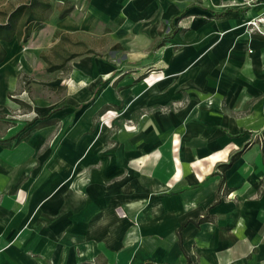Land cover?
<instances>
[{"label":"crops","instance_id":"0c3cea01","mask_svg":"<svg viewBox=\"0 0 264 264\" xmlns=\"http://www.w3.org/2000/svg\"><path fill=\"white\" fill-rule=\"evenodd\" d=\"M52 1L61 14L74 0ZM160 1L158 18L181 15L163 37ZM80 3L83 15L72 8L58 18L56 35L76 33L82 18L85 25L108 17L117 0ZM135 3L133 15L152 20L132 30L149 38L134 42L130 58L142 65L158 57L153 65L162 74L119 77V91L99 79L83 110L82 99L62 111L40 99L36 116L23 111L12 120L13 110L28 105L25 91L14 93L27 59L19 40L1 42L0 264H186L176 234L186 220L180 238L192 264H264V22L263 33L248 26L264 17V0ZM79 62L92 77L109 75L94 58ZM106 111L117 115L99 138L89 137L92 116ZM246 144L225 171L218 168ZM203 215L210 220L196 225Z\"/></svg>","mask_w":264,"mask_h":264},{"label":"rangeland","instance_id":"374dc122","mask_svg":"<svg viewBox=\"0 0 264 264\" xmlns=\"http://www.w3.org/2000/svg\"><path fill=\"white\" fill-rule=\"evenodd\" d=\"M22 0H0V21L4 20V14L8 13L17 3ZM47 1V0H46ZM49 1V0H48ZM81 0H74L70 4L62 8L69 10L66 14L72 11V8H77V16H82L84 13L83 3ZM136 0H117V4L112 6V11L109 12L104 19H98L94 17L89 19L87 24L84 25V19L82 18L78 24L80 30L76 33H64L59 37L54 33V25L59 18L58 3L50 2L51 8L44 13V26L39 30H34V38L30 39V43L33 45L38 44L37 47L27 49V43H20L19 45L24 49L22 52L27 59V63L23 60L26 67L19 68V82L20 87L14 91H25L27 94L28 105L25 108H18L12 112V120H15L16 115L23 114L25 111L29 118L36 116L35 102L43 99L47 102H56V108L60 111L64 107H67V102H75L82 99L78 105H82L81 109L89 107L93 102V99H88V90L99 81V79H107L112 82L123 76H131L130 82L137 81L140 75L145 74L146 77L142 80H148L150 76L158 73L162 74L164 67L153 65L157 59L153 57H145L142 61V65L139 63V59H131L134 54H137L138 49L136 44L139 40H147L149 34H139L135 30L138 26L148 25V15L136 18L134 11L136 10L133 5ZM137 5V3H135ZM156 17L160 37H163L169 32L170 25L175 26L179 24V17L166 18V16L158 18L160 13L163 12V7L166 4L163 2H157ZM57 8V9H56ZM115 9V10H114ZM148 10V8H146ZM118 10V11H117ZM146 10V11H147ZM117 11V12H116ZM59 13V14H58ZM147 14V12H145ZM82 14V15H81ZM176 16V15H175ZM49 24V25H48ZM48 25V26H46ZM127 25V26H125ZM84 31H81V30ZM135 42V43H134ZM142 42V41H140ZM117 43H120L119 47ZM94 47L93 52H89L86 46ZM87 46V47H88ZM77 53L78 55L64 60L71 54ZM133 54V55H132ZM84 55H87L85 57ZM83 56V57H82ZM136 56V55H135ZM131 57V58H130ZM94 58L99 64H104L109 69V75H100V77H92L85 70V67H80L79 60H90ZM153 58L151 61H149ZM161 59V58H159ZM90 62L84 64L89 67ZM62 65L60 69H50L53 66ZM102 77V78H101ZM163 77V76H162ZM106 80V81H107ZM115 83V84H114ZM121 83V82H120ZM119 83V84H120ZM116 82H113L112 87L114 91H119L120 86ZM123 84V83H121ZM101 90L98 91L100 95ZM17 100V99H16ZM109 111L102 114H94L91 118L92 125L85 131L89 134V137L99 138L102 133V129L109 120L116 116L115 111L112 112L110 117ZM60 120H64V117L60 115ZM60 120L56 119V153L61 150V143L63 139V132L59 126ZM85 134L80 135L79 139H82ZM45 223L52 226L54 223L53 218H45ZM48 234L50 230L47 229ZM18 235V234H17ZM16 238V237H15ZM31 253V252H30ZM55 259L45 260L43 264H55Z\"/></svg>","mask_w":264,"mask_h":264},{"label":"trees","instance_id":"16d2710c","mask_svg":"<svg viewBox=\"0 0 264 264\" xmlns=\"http://www.w3.org/2000/svg\"><path fill=\"white\" fill-rule=\"evenodd\" d=\"M51 8V4L46 0H29L27 3L19 4L16 7L12 8L8 13L4 14V20L0 22V63H2L5 60L6 57V50L2 46L1 42H11L14 39L19 40L21 43H28L30 39L34 36V30L41 29L44 24V13L48 11ZM69 10H65L59 15V18H62L66 15V13ZM176 30L175 27H172L170 30V33L168 34V37H170L173 32ZM77 55H70L67 60L75 57ZM62 65L53 66L50 69H60ZM146 75L143 74L137 78V80H141L145 78ZM248 147V144H246L243 149L233 154L228 163L220 164L218 165V168L221 171H225L229 165L236 160L243 151ZM262 155L264 159V145L262 146ZM210 217L208 215H203L202 217L198 218L194 221L196 225H199L200 223L209 221ZM191 220H186L176 231L177 237H178V245L182 251V254L184 255L186 259V264H192L189 256L184 252L182 248L181 238H180V232L181 230L186 226L188 222ZM83 264H90V263H83ZM94 264H97L94 262ZM102 264H106L104 261ZM142 264H155L151 261H144Z\"/></svg>","mask_w":264,"mask_h":264},{"label":"built area","instance_id":"2783aa9c","mask_svg":"<svg viewBox=\"0 0 264 264\" xmlns=\"http://www.w3.org/2000/svg\"><path fill=\"white\" fill-rule=\"evenodd\" d=\"M245 5H252L257 0H243ZM264 22V17H258L255 19H252L248 22V26L251 27L253 31H256L258 33H263V31L260 28V23Z\"/></svg>","mask_w":264,"mask_h":264}]
</instances>
